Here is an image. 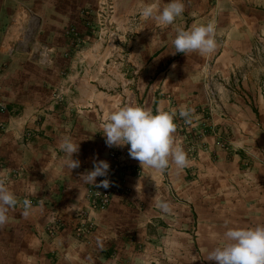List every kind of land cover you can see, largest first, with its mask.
<instances>
[{
	"label": "crops",
	"instance_id": "0c3cea01",
	"mask_svg": "<svg viewBox=\"0 0 264 264\" xmlns=\"http://www.w3.org/2000/svg\"><path fill=\"white\" fill-rule=\"evenodd\" d=\"M7 1L0 0V29L4 25L0 31V101L9 110L19 111L0 112L4 126L0 173L7 174L8 187L18 201L30 199L32 207L27 217L19 203L9 209L8 222L0 226V264H217L205 256L223 243L228 227L264 225V121L239 94L224 91L217 93L218 104L207 116L199 85L206 59L216 56L215 65L220 66L226 59L221 47L225 30L249 29L251 14L257 12L256 6L264 7V0H183L182 16L166 27L155 16L142 20L139 12L149 4L162 9L163 1L170 0H113L111 19L117 28L134 30L128 54L131 70L118 75L103 70L115 74L119 84L102 80L105 75L91 70L94 55L83 50L76 52L70 60L74 69L68 70L58 53L44 66L28 56H8L2 49L8 42ZM92 2L60 0L54 8L59 21L56 28L67 20L83 32L78 8ZM236 4L243 7L238 11ZM239 20L241 26H236ZM209 21L216 24L218 45L212 54H172L177 28ZM55 32L59 40L61 34ZM236 34L228 32L232 38ZM62 71L72 75H68L69 83ZM25 76L39 77L40 83L35 81V86L25 90L23 82L15 80ZM136 105L154 114L176 110V124L184 121L179 116L182 106L194 109L192 123L184 127L187 130L177 129L174 134L188 155V167L178 169L170 162L164 171L142 168L129 156L130 145L106 144L102 134L106 116L118 107ZM210 125L221 135L222 148L208 133ZM194 129L200 136L193 135ZM65 136L79 143L73 158L80 160V166L72 170L59 148ZM110 151L128 169L127 189L116 192L105 208L89 210L84 194L93 185L80 174L91 170L94 160L110 165ZM161 202L169 203L171 211H162ZM51 222L58 229L49 237L46 226ZM88 224L91 229L83 232L81 228Z\"/></svg>",
	"mask_w": 264,
	"mask_h": 264
},
{
	"label": "rangeland",
	"instance_id": "374dc122",
	"mask_svg": "<svg viewBox=\"0 0 264 264\" xmlns=\"http://www.w3.org/2000/svg\"><path fill=\"white\" fill-rule=\"evenodd\" d=\"M230 1L233 0H225V2ZM235 1L238 0L233 2ZM7 2L9 14L5 20V31L8 34V42L2 44V49L8 56H28L29 60L44 66L49 63L50 56H55L58 53L59 56L65 59L68 70V67L74 69L70 60L76 55L77 51L83 50L84 54L94 55L93 58L91 56L92 61L89 62L90 64L88 63L90 69L97 71L100 77L105 75L102 80L109 79L116 82V84H119L118 77H115V74L104 72V69H111L116 75L131 70L132 65L131 60H129L131 56H128V54L131 52L129 41L134 34V30L117 28L114 20H112L115 12L113 0H93L91 4L87 3L78 8V18L81 26L85 28V32H82L76 25L68 23L67 20L65 22L60 21V28H56V22L59 21L56 19L54 8L60 0H8ZM163 3L167 4L169 2L163 1ZM235 7L239 11V7L241 8L243 5L236 4ZM256 8L255 15L251 14L250 16L253 21H250L251 27L249 29L245 30L240 27L235 29L234 27V30H225V43L221 47L225 49L226 59L221 62L222 66L218 63L215 65L216 56H212L211 59L209 58L210 60L206 59L202 63L201 70L203 71L204 68V71L201 73L199 85L202 91L206 84L208 87L214 88L217 93L224 91L230 95L232 93L239 94L244 100L248 101L251 111H256L264 121V7L256 6ZM33 16L36 17V25L32 37L27 41V47H23L20 42L24 40L25 28L28 27L29 20ZM46 23H48V26L45 25ZM240 23V20L236 21V26ZM3 30L4 25L0 31ZM55 30H58L61 34L59 40L56 38ZM229 31L237 33L233 36L234 38L228 35ZM46 39L48 42H46ZM50 42L57 44L58 47L53 48ZM90 48L91 50H89ZM61 73L62 77L68 80L69 72L62 71ZM129 74L131 73L129 72ZM71 76L69 75V78H72ZM37 78L40 79L39 77L25 76L15 77V80L22 81L24 89L27 90L28 87L35 86V81L39 82ZM23 94L25 97L29 95L26 92ZM56 94L53 95L56 97ZM205 107L207 116H210L213 112L212 107L215 106H208L211 108L210 111H207V104ZM18 111L9 110L6 104L0 101L1 113L18 114ZM259 128L262 130L261 127ZM3 129V122L0 121V131ZM208 129V133L214 138L215 144L222 148L225 144L216 127L210 125ZM197 130L194 129L193 132H197ZM10 176H14V174ZM30 201L32 202V200ZM53 223H55V230H57L56 225L58 224L51 222V224ZM90 227L87 226L85 231L83 230L85 228L81 230L89 232Z\"/></svg>",
	"mask_w": 264,
	"mask_h": 264
},
{
	"label": "clouds",
	"instance_id": "9594fccd",
	"mask_svg": "<svg viewBox=\"0 0 264 264\" xmlns=\"http://www.w3.org/2000/svg\"><path fill=\"white\" fill-rule=\"evenodd\" d=\"M184 10L183 0H170L162 9L151 4L143 6L139 16L142 20L155 16L159 25L166 27L181 17ZM176 32L173 40L175 48L173 55L179 52L187 56L189 53L196 52L207 56L212 54L218 46L214 21L193 25L188 29L177 28ZM193 112L194 109L182 106L179 116L185 123L190 124ZM175 117L176 110L171 112L157 110L154 114L150 109L139 105L121 106L106 116L102 134L109 147L130 145L129 156L139 161L142 168L164 171L171 162L178 169H183L189 166V158L183 147L176 142ZM234 147L242 146L234 145ZM59 148L66 154L68 168L72 170L80 166V160L73 158V154L79 152V143L65 136ZM93 164L94 167L81 173L80 178L97 189H107L110 186L109 179L105 178L97 183L96 178L107 177L109 163L105 160H94ZM30 195H36V193L32 192ZM18 203L23 208L22 215L27 217L32 207L31 201L27 198L22 202L18 201L15 193L8 187L7 174L0 173V226L8 222L9 209H15ZM159 206L166 213L171 211V206L167 202H161ZM98 246L103 248V242L99 239ZM205 259L216 261L217 264H264V225L247 228L228 227L223 233V243L209 251Z\"/></svg>",
	"mask_w": 264,
	"mask_h": 264
},
{
	"label": "built area",
	"instance_id": "2783aa9c",
	"mask_svg": "<svg viewBox=\"0 0 264 264\" xmlns=\"http://www.w3.org/2000/svg\"><path fill=\"white\" fill-rule=\"evenodd\" d=\"M203 92L207 104V111H210L211 108H209L208 106H217L218 104L217 91L205 84ZM176 125L178 127L177 129H181L183 131L187 130V128H184L186 126V123H184V121ZM193 135L196 137L200 136V131L193 132ZM108 157L110 159V168L107 177H98L96 182L99 183L102 179L107 178L110 181V186L107 189H97L95 186H92L85 191L84 197L87 208L89 210H100L105 208L109 204L112 196L116 194V192L127 189L125 185V177L128 173V169L121 166L114 151H110L108 153ZM87 226H90V224H88ZM87 226H84L81 229L85 228L83 229L85 231L87 229ZM54 231L55 223L47 226L46 232L49 236H52L54 234Z\"/></svg>",
	"mask_w": 264,
	"mask_h": 264
},
{
	"label": "bare ground",
	"instance_id": "6f19581e",
	"mask_svg": "<svg viewBox=\"0 0 264 264\" xmlns=\"http://www.w3.org/2000/svg\"><path fill=\"white\" fill-rule=\"evenodd\" d=\"M35 25H36V17L33 16L29 20L28 27L25 28L24 40L20 42L23 47H27V41L32 37V32L33 29L35 28Z\"/></svg>",
	"mask_w": 264,
	"mask_h": 264
}]
</instances>
